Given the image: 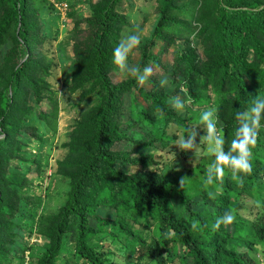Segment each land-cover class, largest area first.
Returning <instances> with one entry per match:
<instances>
[{
    "label": "trees",
    "instance_id": "obj_1",
    "mask_svg": "<svg viewBox=\"0 0 264 264\" xmlns=\"http://www.w3.org/2000/svg\"><path fill=\"white\" fill-rule=\"evenodd\" d=\"M120 1L96 2L86 18L87 27L75 34L70 92L81 91L82 98L94 96L96 101L75 124L66 144L67 154L57 164V172L69 180V189L65 203L48 220L44 230L48 247L36 264H68L62 254L68 242L73 246L69 256L74 261L113 264V255L99 254V247L92 245L91 239L97 236H112L115 243L121 236L130 237L120 250L123 255H135L130 264H142L145 257L153 259L149 264H165L164 257L158 254L172 253L175 243L182 246L189 258L182 264H253L247 253L253 244L264 245V214L248 221L239 211L251 197L264 207L259 189V180L264 176V129L258 130L256 138L261 148H251L250 174H233L230 167L224 166L222 182L214 180L210 185L209 170L201 169L204 187L208 185L214 192L209 199L213 206L210 222L202 220L200 230L182 214L174 213L170 199L166 198L169 180L162 173V166L154 167L162 160L156 162L154 153L132 156L115 148L125 137L121 132L129 128L125 99L131 93L164 114L166 122L172 121L182 128H187L189 122L168 107V94L153 79L143 85L131 76L118 83L112 81L110 74L116 70L113 50L119 45L123 27L128 25L126 16L117 9ZM179 1L157 0L160 18L154 28L155 39L146 44L138 68L157 65L169 42L176 44V38L186 31V21L173 15L182 11ZM199 3L195 15L199 30L193 31L195 45L181 52L172 75H181L185 91L196 103L208 102L209 97L202 91L207 92L209 85L214 88L213 101L223 122V150L227 154L239 126L236 114L250 109L255 96H264V0ZM170 26L176 28L170 31ZM164 29L169 33L163 34ZM40 31L32 0H0V43L7 34L14 44L0 70V137L4 136L0 138V264L11 262V230L20 210L17 191L26 183V178L22 184L9 182L7 166L19 158L17 137L27 129L25 119L32 110L28 100L30 96L36 98V103L43 99V77L48 75V67L42 64L38 52ZM160 43L164 45L158 48ZM39 116L45 115L40 112ZM158 132L161 140L167 139L162 126H158ZM129 138L135 146H152L150 140L137 138L132 132ZM165 151L167 156L173 152ZM119 162L135 170H120ZM182 200L188 204L185 194ZM101 208L125 213L132 224L117 215H101ZM226 212L239 223L234 234L225 224L215 230L212 227ZM134 223L143 230L138 231ZM153 223L158 232L156 240L148 231L142 232Z\"/></svg>",
    "mask_w": 264,
    "mask_h": 264
},
{
    "label": "rangeland",
    "instance_id": "obj_2",
    "mask_svg": "<svg viewBox=\"0 0 264 264\" xmlns=\"http://www.w3.org/2000/svg\"><path fill=\"white\" fill-rule=\"evenodd\" d=\"M98 1L32 0L42 28L39 33L42 39L38 45V52L42 56V64L44 67H48V75L43 77L45 81V85L42 84L41 89L43 99L36 103V98L30 96L28 100L32 110L25 119L24 128L27 129L20 131L17 137L20 147L19 158L10 161L11 166H7L9 182L14 185L22 184L26 178V183H23L17 191L20 210L14 217L16 224L11 230L12 250L9 254L11 261L9 264H36L48 247V240L44 236L48 220L66 201L69 180L57 172V164L67 154L66 144L69 142L75 124L96 101L94 96L82 98L81 91L70 92V73L75 67L72 47L75 34L87 27L86 18L90 16L93 5ZM158 6L157 0H121L117 5L119 13L124 14L128 20V25L124 26L121 31L119 44L130 35L140 36L139 46L129 54L128 64L130 66L138 68L139 61L147 50L146 44L155 39L154 28L160 18ZM179 6L182 11L175 12L173 15H178L179 20L186 21V31L180 34V38H176V44L173 41L169 42L165 53L159 56L157 65L149 64L147 68L151 69L149 79H153L155 83H158V88L161 87V91L168 94L166 98L168 107L172 108L176 115L189 121L187 122L188 129L182 128L172 121L166 122L164 114L153 109L148 103L144 104L140 97L137 98L135 93H131L125 99L129 128L121 132L125 137L115 145V148L127 151L132 156L154 153L156 162L162 160L163 162H157L154 167L162 166L161 171L169 180L166 198L170 199L174 213L182 214L200 230L202 220L210 222L213 206L209 199L214 192L208 185L204 187L200 172L201 169L209 170L210 165L216 163V157L212 151L214 145H210L206 141L205 126L199 121V116L203 111L213 110V115L217 118V132L224 139L223 122L220 120L221 115L217 105L213 101L214 88L212 86H208L207 92L201 90L204 95L209 97L208 102L196 103L185 91V81L181 80V75L178 74L176 77L172 75L175 72L174 64L180 59L181 52H185L195 45L193 31L199 30V25L195 22V15L200 6L199 0H180ZM174 28L176 27L170 26L169 30L173 31ZM169 30L164 29L163 34L166 35ZM2 40L0 43V70L4 58L14 46L12 39L7 34ZM163 45L160 43L158 48ZM139 69L143 71L144 68L140 67ZM110 76L114 83L128 78V75L122 73L117 67ZM176 98L185 102L183 112L174 108L173 101ZM147 110L150 114L146 113ZM39 111L43 112L45 116H39ZM158 126L163 127L166 140L160 139ZM131 132L137 138L150 140L152 146L149 148L135 146L130 138L128 140V135L130 136ZM192 133L195 135L193 149L182 151L176 144L178 138L188 137ZM254 147L261 148L257 144ZM166 149H172L173 152L170 156H167ZM126 165L119 162L117 168L127 171L135 170L134 167ZM259 183L260 192L264 196V176L259 180ZM181 194L188 196V204L183 202ZM254 199L251 197L247 200L239 211L245 220L257 219L264 214V207ZM98 212L111 218H115L117 215L126 220L131 219L123 212L115 213L107 208L98 209ZM91 222L95 225L93 219ZM238 225V222L233 221L226 227L234 234L235 227ZM134 227L138 228V231L143 230L138 223H134ZM147 231L155 240L158 238L156 224L153 223L148 230L142 232ZM113 240L112 236H97L91 239V243L99 247L97 248L99 254L113 255V264H130V261L135 260V255H130V252L123 255L120 251L122 244L130 240V237L121 236L117 243ZM172 246V253L158 254L159 257H164L165 264L188 262L189 258L183 253L182 246L178 243L172 244ZM72 251L73 246L68 242L62 253L63 260L68 264H81V261L70 259L69 255ZM247 254L253 264H264V245L262 243L253 244ZM103 257L105 258V256ZM152 260L145 257L141 263L149 264Z\"/></svg>",
    "mask_w": 264,
    "mask_h": 264
},
{
    "label": "clouds",
    "instance_id": "obj_3",
    "mask_svg": "<svg viewBox=\"0 0 264 264\" xmlns=\"http://www.w3.org/2000/svg\"><path fill=\"white\" fill-rule=\"evenodd\" d=\"M139 44V35L128 36L113 50V63L122 73L133 77L139 85H143L150 78L151 69L144 68L141 71L139 68L128 64L129 54ZM173 106L177 111L183 112L185 102L176 98L173 101ZM236 119L239 125L236 130V139L232 141L231 151L226 154L223 150L224 139L217 132V118L214 117L213 110L203 111L199 116V121L205 126L206 141L210 145H214L212 151L216 157V163L209 169L207 175V183L210 185L214 183V180L222 182L225 175L224 166L230 167L233 174L251 173V148L256 144L258 130L264 129V123H262L264 121V96H255L253 106L247 111L238 112ZM194 139L193 133L188 137L181 136L176 144L182 151L191 150L194 147ZM233 220L234 216L230 212H226L212 227L215 230L221 224H231Z\"/></svg>",
    "mask_w": 264,
    "mask_h": 264
}]
</instances>
